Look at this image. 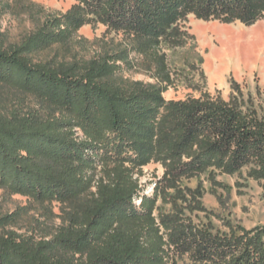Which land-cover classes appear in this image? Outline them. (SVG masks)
<instances>
[{"label":"trees","instance_id":"obj_1","mask_svg":"<svg viewBox=\"0 0 264 264\" xmlns=\"http://www.w3.org/2000/svg\"><path fill=\"white\" fill-rule=\"evenodd\" d=\"M80 4L83 18L154 38L189 13L245 24L264 15V0ZM85 22L52 15L14 45L0 33V86L8 90L0 109V190L40 205L47 218L51 205L61 204L60 223L39 236L19 233L20 214L0 210V264H167L169 246L201 264H264V227L224 234L182 229L166 240L157 195L144 194L125 157L154 143L174 159L175 177L217 166L250 168L264 179V117L236 99L166 104L160 89L123 77L124 52L39 57L73 42ZM156 76L171 85L163 61ZM135 199H142L139 207Z\"/></svg>","mask_w":264,"mask_h":264},{"label":"rangeland","instance_id":"obj_2","mask_svg":"<svg viewBox=\"0 0 264 264\" xmlns=\"http://www.w3.org/2000/svg\"><path fill=\"white\" fill-rule=\"evenodd\" d=\"M0 11V33L6 35L10 45L20 43L52 15L86 21L73 42L55 45L42 52L41 58L70 60L124 52L129 64L124 65L123 77L160 89L166 104L207 97L227 103L236 99L247 106L252 104L264 117V15L253 24H245L204 20L189 13L154 38L117 31L83 18L80 0H0ZM159 61L166 64L171 85L157 78ZM6 93L8 90L0 86V109ZM125 157L126 164L136 168L135 178L144 194L149 198L157 195L155 215L166 240L182 229L224 234L232 229L244 232L264 227V179L251 176L250 168L230 172L211 166L175 177L169 173L174 159L154 143L140 155L130 151ZM60 208L61 204L54 202L51 217H43L40 205L0 190V210L20 214L15 229L21 234L39 236L45 228L58 225ZM169 248L167 264H201L189 254Z\"/></svg>","mask_w":264,"mask_h":264},{"label":"bare ground","instance_id":"obj_3","mask_svg":"<svg viewBox=\"0 0 264 264\" xmlns=\"http://www.w3.org/2000/svg\"><path fill=\"white\" fill-rule=\"evenodd\" d=\"M135 204L137 205V203L139 204V206L141 205V203H142V199H135Z\"/></svg>","mask_w":264,"mask_h":264}]
</instances>
